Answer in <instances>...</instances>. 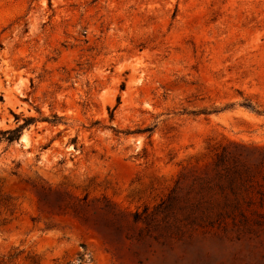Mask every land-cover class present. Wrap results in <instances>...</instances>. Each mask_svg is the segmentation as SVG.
<instances>
[{
	"label": "rangeland",
	"instance_id": "374dc122",
	"mask_svg": "<svg viewBox=\"0 0 264 264\" xmlns=\"http://www.w3.org/2000/svg\"><path fill=\"white\" fill-rule=\"evenodd\" d=\"M18 126L0 264H264V0H0Z\"/></svg>",
	"mask_w": 264,
	"mask_h": 264
},
{
	"label": "trees",
	"instance_id": "16d2710c",
	"mask_svg": "<svg viewBox=\"0 0 264 264\" xmlns=\"http://www.w3.org/2000/svg\"><path fill=\"white\" fill-rule=\"evenodd\" d=\"M31 118H26L24 120V125H27L29 122H31ZM23 126H18L15 129H7V130H3L0 131V138L5 139L8 142H14L17 141L19 139V135H20V129Z\"/></svg>",
	"mask_w": 264,
	"mask_h": 264
},
{
	"label": "bare ground",
	"instance_id": "6f19581e",
	"mask_svg": "<svg viewBox=\"0 0 264 264\" xmlns=\"http://www.w3.org/2000/svg\"><path fill=\"white\" fill-rule=\"evenodd\" d=\"M22 139H26L25 136H23Z\"/></svg>",
	"mask_w": 264,
	"mask_h": 264
}]
</instances>
